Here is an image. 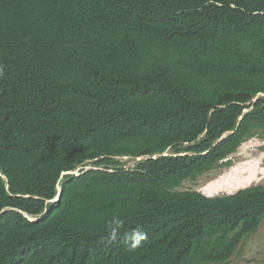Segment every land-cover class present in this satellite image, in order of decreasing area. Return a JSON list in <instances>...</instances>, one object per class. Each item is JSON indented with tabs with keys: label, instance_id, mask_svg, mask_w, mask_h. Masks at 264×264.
I'll list each match as a JSON object with an SVG mask.
<instances>
[{
	"label": "trees",
	"instance_id": "trees-1",
	"mask_svg": "<svg viewBox=\"0 0 264 264\" xmlns=\"http://www.w3.org/2000/svg\"><path fill=\"white\" fill-rule=\"evenodd\" d=\"M0 67V264H225L260 227L264 185L177 188L264 134V0H0Z\"/></svg>",
	"mask_w": 264,
	"mask_h": 264
},
{
	"label": "rangeland",
	"instance_id": "rangeland-1",
	"mask_svg": "<svg viewBox=\"0 0 264 264\" xmlns=\"http://www.w3.org/2000/svg\"><path fill=\"white\" fill-rule=\"evenodd\" d=\"M118 160L126 168L136 163L135 160L123 157ZM257 185H264L263 133H257L245 141L229 158L228 165L217 166L194 181H185L177 190L196 191L208 197H216ZM225 264H264V219L257 231L244 239Z\"/></svg>",
	"mask_w": 264,
	"mask_h": 264
},
{
	"label": "clouds",
	"instance_id": "clouds-1",
	"mask_svg": "<svg viewBox=\"0 0 264 264\" xmlns=\"http://www.w3.org/2000/svg\"><path fill=\"white\" fill-rule=\"evenodd\" d=\"M3 75V68L0 67V76ZM168 154V151H166L165 153H163L162 155L163 156H166ZM159 155H153L151 156L152 159H155L157 158ZM123 158H128V157H123ZM230 158V157H229ZM228 158V160H229ZM130 159V158H129ZM143 160V158H137L135 159L136 162H139ZM92 167L88 168L87 167H83V168H78L76 171H73V172H67V173H63L61 175V177L64 175V174H70V175H78V171L80 169H83L84 171L85 170H88V169H91ZM60 194V188H59V185H57V195L55 197L54 200L52 201H56L58 200V196ZM231 195V194H230ZM208 197V196H207ZM50 201V202H52ZM29 220H39L41 217L44 216V214L41 216V217H38L37 219L35 218H32V217H28L27 215H25ZM116 226H113V221H108V240L109 241H112V240H115L116 237L120 234V228L119 225L122 223V220H120L118 217L116 219ZM124 239L128 242L129 244V247L131 249H136V248H139L142 244L143 241H145L147 239V234L146 232L140 228V227H136L134 229H131L130 231H128L127 233L124 234Z\"/></svg>",
	"mask_w": 264,
	"mask_h": 264
},
{
	"label": "water",
	"instance_id": "water-1",
	"mask_svg": "<svg viewBox=\"0 0 264 264\" xmlns=\"http://www.w3.org/2000/svg\"><path fill=\"white\" fill-rule=\"evenodd\" d=\"M60 197V194H59V196H58V198Z\"/></svg>",
	"mask_w": 264,
	"mask_h": 264
}]
</instances>
